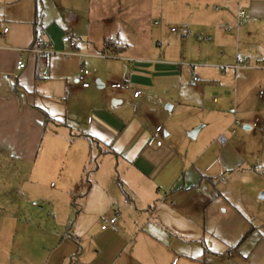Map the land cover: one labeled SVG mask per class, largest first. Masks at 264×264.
Here are the masks:
<instances>
[{
	"label": "crops",
	"instance_id": "crops-1",
	"mask_svg": "<svg viewBox=\"0 0 264 264\" xmlns=\"http://www.w3.org/2000/svg\"><path fill=\"white\" fill-rule=\"evenodd\" d=\"M112 1L0 0V163L64 164L62 192L75 207L74 223L67 215L60 231L36 226V232L46 233L34 234L38 260L16 264H205L209 255H225L231 246L251 257V264H261L262 239L247 234L241 220L224 216V199L211 190L208 173L220 159H239L231 134L226 139L223 133L233 127L228 113L235 99L243 104L248 98L243 86L247 71L255 68H230V50L234 46L248 62L240 39L252 34L263 38L264 0H237L246 27L236 36L221 27L215 31L209 19L194 22L205 37L198 35L197 43L204 44L193 46L208 60L196 65L176 52L179 42L163 43L162 31L144 28L142 12L114 15ZM219 2L225 10L229 7L228 0L214 3ZM8 5L14 8L8 10ZM116 7L121 9L120 0ZM36 28L55 55L22 52L33 45ZM66 34L75 47L62 42ZM214 49L218 55L210 61ZM19 59L25 64L22 70L16 69ZM39 61L43 79L35 80ZM81 68L89 72L87 88L77 82ZM121 81L128 87L110 88ZM134 91L140 92L136 98ZM188 107L214 112L219 135L182 155L174 147V130L179 127L185 134L201 124L196 138L206 127L194 112H183ZM239 114L241 120L244 113ZM156 127L162 129L156 135L159 147L148 145ZM86 180L88 192L74 206L73 197L86 188ZM14 213L22 210L15 207ZM115 216L116 224L101 230L102 222ZM19 218L10 219L18 224ZM23 236L17 238L20 245Z\"/></svg>",
	"mask_w": 264,
	"mask_h": 264
},
{
	"label": "rangeland",
	"instance_id": "rangeland-1",
	"mask_svg": "<svg viewBox=\"0 0 264 264\" xmlns=\"http://www.w3.org/2000/svg\"><path fill=\"white\" fill-rule=\"evenodd\" d=\"M214 2L215 0H120L119 10L116 9L118 0H113L112 13L115 15L122 10L121 14L138 15L142 12L144 16L140 14V19L143 20L144 28L162 31L165 36L163 43L179 42L176 52L181 51L185 54L183 59L196 65L198 61L208 60H205V54L199 55L198 49L193 46L204 44L197 43L198 35L205 37L204 32L193 27L194 22L209 19L215 23V31L220 27L222 30L226 27L232 28L231 32L224 30L231 36H236L238 30L246 27L243 21L237 22V0H228L229 7L226 10L222 8L220 2ZM6 8L11 10L14 7L8 5ZM155 21H160L159 27L153 26ZM186 28L190 34H186ZM170 29L176 32L171 33ZM183 34H186L187 40L181 38ZM244 37L246 38L243 40ZM260 37L252 34L250 37L244 35L240 39V50L242 51V48L246 50L248 65L255 69L247 71L250 75L243 86V91L246 90L245 97L248 98L243 104L240 98L237 101L235 99L228 113L229 122H232L233 127L229 132L223 133L226 139L229 133L231 134L230 144L235 147L239 159L230 162L218 160L208 175L213 178L211 190L219 193L224 199V207L220 210H225L224 216L231 222H234V219L241 220L247 226V234L248 232L258 234L264 244V71L261 67V63L264 62V36ZM217 55L218 51L214 49L213 59L210 61H214ZM230 55L234 58V63L237 55L241 56L242 60L246 59L238 51H234V46L230 50ZM230 55L228 54L229 57ZM190 77L191 74L187 71L184 79L188 80ZM191 110L194 109L188 107L183 112ZM193 112L195 119L205 122L206 127L194 139L188 137L191 130L185 134L179 127L174 130V147L182 155L192 154L195 148L201 147L208 140H216L219 135V125L213 124L214 121H218L213 116L214 112L195 110L188 114ZM240 112L244 113L240 117L241 120L237 118ZM207 122L212 123L208 125ZM245 125L249 129H244ZM200 126L202 125L197 124L195 128ZM64 170V164L46 165L44 161L38 165H19L11 161L0 163V264L6 260L12 264L20 260H38L40 254L36 252L38 242L34 240V234L43 236L45 232H36V226H40L42 230L44 227H53L60 231L61 225L67 221V215L70 217L68 221L74 223L75 207L70 205V198L62 192L61 182L66 176ZM15 207H19L22 213H14ZM15 215H19L21 223L11 221L10 218ZM51 221L57 225L52 226ZM19 236H23L24 240L21 242L24 244L20 245L17 242ZM236 249L237 247L231 246L225 255H209L205 264H251V257H243ZM261 264H264V260Z\"/></svg>",
	"mask_w": 264,
	"mask_h": 264
},
{
	"label": "built area",
	"instance_id": "built-area-1",
	"mask_svg": "<svg viewBox=\"0 0 264 264\" xmlns=\"http://www.w3.org/2000/svg\"><path fill=\"white\" fill-rule=\"evenodd\" d=\"M237 19H238V21L244 22V12L243 11L239 10L237 12ZM155 24H157V23H155ZM225 30L230 31L231 28L226 27ZM36 31H37V35L34 38L33 45L26 50H22V52L32 53L38 57H45V58H48L52 55H55V52H53L51 50V48L47 44H45L41 40V38L38 36V32H39L38 28H36ZM171 31L174 32V29H171ZM6 32H7V29H4L3 33H6ZM198 40H199V38H198ZM62 42L68 44L72 48L76 46V41L68 34H66L62 37ZM116 45L120 46L121 43L116 42ZM24 67H25L24 61L22 59H19L16 62V69L22 70V69H24ZM261 67H262V69H264V62L261 63ZM230 68H232L234 70L241 69V68H248V62L246 60H242L241 56L237 55L235 58V63ZM88 75H89V72L85 68H81L77 73V77H76L77 82L80 84V86L82 88H87L89 86V84L86 82ZM192 81L194 83H198L199 79L196 77H193ZM126 87H128V84H126L124 81L114 82V83L110 84V88L115 89V90H121V89H124ZM139 94H140V92L134 91L133 92V98H136ZM161 132H162V129L160 127H156L154 129L153 135L148 140V145H156L159 147L161 145V142L159 140H157L156 135H160ZM220 141L221 142L224 141L223 137H220ZM32 205H34V203H32ZM117 220L118 219L116 216L112 217L108 220H104L102 222V225H101V230H105L108 227H113L116 224Z\"/></svg>",
	"mask_w": 264,
	"mask_h": 264
},
{
	"label": "trees",
	"instance_id": "trees-1",
	"mask_svg": "<svg viewBox=\"0 0 264 264\" xmlns=\"http://www.w3.org/2000/svg\"><path fill=\"white\" fill-rule=\"evenodd\" d=\"M36 19L38 20L39 19V15L36 17ZM110 42H107L106 43V45L108 46V44H109ZM38 59V58H37ZM40 71H41V64H40V61L39 62H36V65H35V70H34V79L35 80H40V79H43V77H41V75H40ZM87 137V136H86ZM88 139L91 141V140H93L92 138H89L88 137ZM94 163H95V166H96V160H94ZM89 182L86 180V183H85V185H86V188H84V189H77V191H76V193H75V195H74V197H73V204H74V206H77L78 204H77V201L79 200V199H81V198H83L86 194H87V192H88V188H89ZM82 190H84L83 192H80V191H82ZM245 237L246 236H244L243 238H242V240L241 241H243L244 239H245Z\"/></svg>",
	"mask_w": 264,
	"mask_h": 264
},
{
	"label": "water",
	"instance_id": "water-1",
	"mask_svg": "<svg viewBox=\"0 0 264 264\" xmlns=\"http://www.w3.org/2000/svg\"><path fill=\"white\" fill-rule=\"evenodd\" d=\"M244 129H248L247 126H244ZM199 130V127L191 130L189 133H188V137L191 138V139H194L195 138V135L197 133V131Z\"/></svg>",
	"mask_w": 264,
	"mask_h": 264
}]
</instances>
